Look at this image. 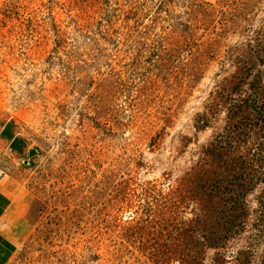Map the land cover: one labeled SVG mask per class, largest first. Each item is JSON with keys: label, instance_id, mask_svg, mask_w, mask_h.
Masks as SVG:
<instances>
[{"label": "rangeland", "instance_id": "obj_1", "mask_svg": "<svg viewBox=\"0 0 264 264\" xmlns=\"http://www.w3.org/2000/svg\"><path fill=\"white\" fill-rule=\"evenodd\" d=\"M263 28L264 0H0L8 264H264L262 187L238 235L222 188L256 135L212 149L260 102Z\"/></svg>", "mask_w": 264, "mask_h": 264}, {"label": "trees", "instance_id": "obj_2", "mask_svg": "<svg viewBox=\"0 0 264 264\" xmlns=\"http://www.w3.org/2000/svg\"><path fill=\"white\" fill-rule=\"evenodd\" d=\"M255 44L249 43L250 47L255 50L258 61L264 67V28L257 32ZM250 48V49H251ZM264 82L259 83L258 90H261V98L258 104L252 108L251 100L242 99L241 104H237L236 99H231L232 119L238 114V110L245 111L246 115L241 116L243 122L230 123L225 132L221 134L212 149H229L231 154L234 150H239L237 144L241 141L240 136L251 137L256 135V143L252 149H249L247 155H239L231 158L228 164L231 169L226 172V178L223 180L226 199H225V220L230 225L228 231L234 235L240 234L247 227V221L250 214L248 211L247 195L257 186L262 187L257 197V217L253 225L257 234L254 236L255 241H264ZM254 88V86H253ZM247 102V103H246ZM243 129L247 130L245 134ZM238 133V134H236ZM239 135V136H236ZM246 142V141H245ZM225 239H228L225 237ZM246 252H241L236 260L238 264H244ZM264 258V256H263ZM264 263V260H263Z\"/></svg>", "mask_w": 264, "mask_h": 264}, {"label": "crops", "instance_id": "obj_3", "mask_svg": "<svg viewBox=\"0 0 264 264\" xmlns=\"http://www.w3.org/2000/svg\"><path fill=\"white\" fill-rule=\"evenodd\" d=\"M0 173H3L0 178V264H8L14 255L15 244L6 229L16 222L17 211L14 204L17 188L10 183L5 172Z\"/></svg>", "mask_w": 264, "mask_h": 264}, {"label": "water", "instance_id": "obj_4", "mask_svg": "<svg viewBox=\"0 0 264 264\" xmlns=\"http://www.w3.org/2000/svg\"><path fill=\"white\" fill-rule=\"evenodd\" d=\"M2 136L12 140V143H11V146H10L12 150H18L20 148L21 141L18 140V139L12 138L10 125H7L4 128V130L2 131Z\"/></svg>", "mask_w": 264, "mask_h": 264}, {"label": "built area", "instance_id": "obj_5", "mask_svg": "<svg viewBox=\"0 0 264 264\" xmlns=\"http://www.w3.org/2000/svg\"><path fill=\"white\" fill-rule=\"evenodd\" d=\"M3 177V173H0V178H2Z\"/></svg>", "mask_w": 264, "mask_h": 264}]
</instances>
